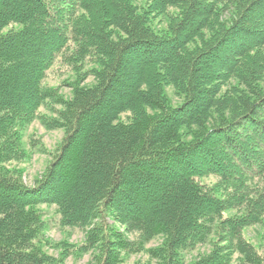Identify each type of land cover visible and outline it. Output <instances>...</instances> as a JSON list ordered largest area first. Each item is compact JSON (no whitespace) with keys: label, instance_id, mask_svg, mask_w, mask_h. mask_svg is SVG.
<instances>
[{"label":"trees","instance_id":"1","mask_svg":"<svg viewBox=\"0 0 264 264\" xmlns=\"http://www.w3.org/2000/svg\"><path fill=\"white\" fill-rule=\"evenodd\" d=\"M142 1L0 0V165L57 98L43 84L54 61L85 76L43 120L64 136L37 184L0 173V264H54L25 244L41 204L67 225L104 220L91 231L103 264L118 263L123 235L113 243L108 217L140 242L162 235L164 264H186L181 250L214 236L226 244L190 264H264L243 235L264 223V0Z\"/></svg>","mask_w":264,"mask_h":264},{"label":"rangeland","instance_id":"2","mask_svg":"<svg viewBox=\"0 0 264 264\" xmlns=\"http://www.w3.org/2000/svg\"><path fill=\"white\" fill-rule=\"evenodd\" d=\"M140 2L145 3L142 0ZM13 27H16V25H10L4 31ZM70 46H73V44H70ZM14 52L16 51L14 50ZM27 60L38 67L40 66V59L31 60L27 58ZM85 66L89 68L91 63H86ZM74 68L72 62L58 58L46 71L43 84L57 94V100L71 98L72 83L75 84L78 77H85L76 73ZM93 80V77L84 78L81 84H91ZM23 82L22 78L21 80L18 79L12 89H19L20 86H17L23 84ZM10 89L8 87L6 90ZM165 92L169 96L173 107L181 105L184 98L176 94L172 86L166 85ZM56 99L44 103L37 110L38 118L28 122L21 130V143L10 147L9 158H14L6 163H1V174L17 177L24 185L30 187L36 185V182L43 176L64 136L63 129L49 128L43 122L48 118L57 117L58 111L61 110L62 106L55 102ZM130 115L125 113L122 115V119L128 121ZM225 154L227 152L223 148L221 152H217L222 163L225 162ZM199 181L207 187L213 186L217 183L218 177L207 176L200 178ZM218 195H223V193L220 191ZM37 210L40 212V228L37 231L33 229L35 230L34 233H28L25 241V244H28L31 249L39 252L44 257H48L54 264H103L105 254L101 247L102 244L96 242V238H92L91 231L104 220H97L91 226L78 227L63 223L62 213L56 204H41L37 206ZM236 213V210H230L224 212L223 217L234 216ZM106 221L111 224L114 235L117 236V232L123 233V235H120L121 242L115 250V253L119 254L117 264H164L165 240L162 235H157L147 242H140L138 233H126L124 227L111 217L106 218ZM243 235L264 258V223L245 228ZM116 238L118 236L111 238L113 243L116 242ZM213 239L214 242L211 245H199L198 248L191 251L181 250L185 263L190 264L198 257L210 254L213 250L212 245H215V243L221 246L226 244L223 240H216L215 236ZM236 256L237 254H235L232 264H238L235 259Z\"/></svg>","mask_w":264,"mask_h":264}]
</instances>
